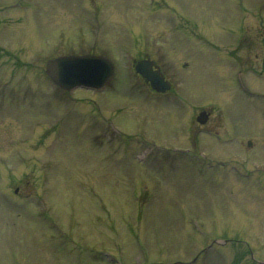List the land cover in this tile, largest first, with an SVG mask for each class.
<instances>
[{
    "label": "rangeland",
    "instance_id": "374dc122",
    "mask_svg": "<svg viewBox=\"0 0 264 264\" xmlns=\"http://www.w3.org/2000/svg\"><path fill=\"white\" fill-rule=\"evenodd\" d=\"M262 1L0 0L2 50L44 68L61 42L116 65L102 91L70 93L97 101L95 138L93 105L68 96L61 112L37 69L0 65L3 79L35 82L26 106L0 107V264H264V96L248 93L264 95ZM242 21L262 32L257 59L224 34ZM146 53L175 95L141 88L132 60ZM201 108L212 112L204 126Z\"/></svg>",
    "mask_w": 264,
    "mask_h": 264
},
{
    "label": "water",
    "instance_id": "95a60500",
    "mask_svg": "<svg viewBox=\"0 0 264 264\" xmlns=\"http://www.w3.org/2000/svg\"><path fill=\"white\" fill-rule=\"evenodd\" d=\"M152 63L138 62L135 69L151 83L153 89L165 90L158 72H152ZM48 75L60 86L70 89L76 86L100 88L113 73V65L101 56H66L47 63Z\"/></svg>",
    "mask_w": 264,
    "mask_h": 264
}]
</instances>
